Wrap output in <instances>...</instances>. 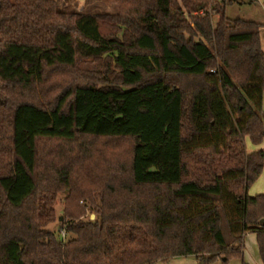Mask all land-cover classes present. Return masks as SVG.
Returning <instances> with one entry per match:
<instances>
[{
    "label": "trees",
    "instance_id": "obj_1",
    "mask_svg": "<svg viewBox=\"0 0 264 264\" xmlns=\"http://www.w3.org/2000/svg\"><path fill=\"white\" fill-rule=\"evenodd\" d=\"M234 1L0 0V264H248V232L264 264L262 24Z\"/></svg>",
    "mask_w": 264,
    "mask_h": 264
},
{
    "label": "rangeland",
    "instance_id": "obj_2",
    "mask_svg": "<svg viewBox=\"0 0 264 264\" xmlns=\"http://www.w3.org/2000/svg\"><path fill=\"white\" fill-rule=\"evenodd\" d=\"M105 11V10H104ZM108 11V10H107ZM110 11V10H109ZM114 11V9H113ZM226 15L230 19H244V20H252L262 24L260 28V35H261V44L264 50V0H235L233 4H229L226 6ZM263 110H264V97H263ZM65 197V193H61L58 197V202L56 204V217L59 218L63 213V199ZM84 219L86 220H93L95 219V215L93 213H88ZM51 230H57L60 227V222L57 219L54 223L48 226ZM246 243V252L245 256L252 261V264L255 262L259 263V251L258 245L256 242V234L252 232H248L245 237ZM181 260L179 264H189L191 261L195 260L194 257H185V258H178ZM177 259L172 260L166 264H177ZM236 262L234 264H238ZM165 264V263H159ZM191 264V263H190ZM230 264H233L232 262Z\"/></svg>",
    "mask_w": 264,
    "mask_h": 264
},
{
    "label": "crops",
    "instance_id": "obj_3",
    "mask_svg": "<svg viewBox=\"0 0 264 264\" xmlns=\"http://www.w3.org/2000/svg\"><path fill=\"white\" fill-rule=\"evenodd\" d=\"M57 2H58V6L60 9L67 10V11L75 10V11H79V12H86V11L115 12V11H117V8H118V0H57ZM113 9H114V11H113ZM246 147H247V150L249 152L260 150V149L264 150V140L259 145H254L250 141H247ZM248 193L250 196H255L258 194H264V168H263L261 175L254 182V184L250 187ZM256 242H257V239H256ZM245 252H246V243H245V239H244V257H243V260H244V262H246L248 264H252V261L249 260V258H247L245 256ZM259 257H260V254H259ZM174 261H175V259H174ZM176 261H177V264H179V262L181 263L180 259H177ZM236 262H239L238 264H241V261H239V260L233 261L232 263L234 264ZM190 263L196 264V259L191 261ZM255 264H263L261 257L259 259V263L255 262Z\"/></svg>",
    "mask_w": 264,
    "mask_h": 264
},
{
    "label": "built area",
    "instance_id": "obj_4",
    "mask_svg": "<svg viewBox=\"0 0 264 264\" xmlns=\"http://www.w3.org/2000/svg\"><path fill=\"white\" fill-rule=\"evenodd\" d=\"M62 232H64V230H62Z\"/></svg>",
    "mask_w": 264,
    "mask_h": 264
}]
</instances>
